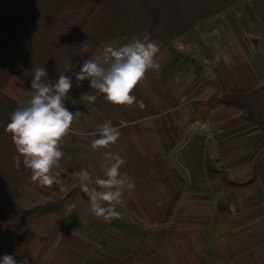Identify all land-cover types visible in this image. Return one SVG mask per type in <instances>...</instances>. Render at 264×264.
Listing matches in <instances>:
<instances>
[{"label": "crops", "instance_id": "obj_1", "mask_svg": "<svg viewBox=\"0 0 264 264\" xmlns=\"http://www.w3.org/2000/svg\"><path fill=\"white\" fill-rule=\"evenodd\" d=\"M133 39L160 48V69L132 93L143 107L114 106L89 80L77 87L73 75L69 98L77 103L65 106L82 116L61 145L65 179L48 187L30 178L19 206L57 202L81 184V170L103 177L108 151L126 161L120 172L135 188L107 220L81 190L34 264H264V130L221 102L264 83V0H239L175 39L143 33L91 57ZM91 91L96 101L81 102ZM107 121L121 135L93 149Z\"/></svg>", "mask_w": 264, "mask_h": 264}, {"label": "trees", "instance_id": "obj_2", "mask_svg": "<svg viewBox=\"0 0 264 264\" xmlns=\"http://www.w3.org/2000/svg\"><path fill=\"white\" fill-rule=\"evenodd\" d=\"M239 0H0V259L12 255L34 264L54 235L80 185L57 202L23 210L19 200L31 178L6 131L14 110L30 99L34 70L44 67L54 81L70 65L73 76L105 43L147 34L175 39ZM241 109L248 123L264 130V83L221 98ZM61 181L65 175H61ZM59 186V184H58Z\"/></svg>", "mask_w": 264, "mask_h": 264}, {"label": "clouds", "instance_id": "obj_3", "mask_svg": "<svg viewBox=\"0 0 264 264\" xmlns=\"http://www.w3.org/2000/svg\"><path fill=\"white\" fill-rule=\"evenodd\" d=\"M159 52L156 42L139 39L119 47L107 46L102 50V55L82 62L80 71L74 74L76 86L80 87L81 82L89 80L90 88L102 94L108 103L127 107L138 104L142 108L143 102H137L132 93L146 80L148 72L160 69L156 60ZM69 72H72L70 65L51 81L44 79L49 76L47 69L36 68L30 83V99L14 110L6 128L17 152L14 157L17 170L22 158L23 165L31 172L32 180L42 186L62 183L60 162L64 153L61 145L72 131V125L82 116L79 111L73 113L65 106L66 101L77 103L69 98L73 87L72 77L65 74ZM97 94L92 91L82 94L80 101L94 103ZM197 126L206 127L199 123ZM98 132L99 138L92 141V148L97 150L114 145L121 135L111 121L100 125ZM79 134L86 136L84 132ZM104 159L103 177L93 179L90 171L81 170L80 188L89 195L93 214L107 220L120 215L116 207L123 202L125 190H134L135 183L126 174H121L120 168L126 161L120 155L108 151L104 153ZM89 184H95L98 188H90ZM0 264H17V261L12 255H4ZM22 264H28V259L24 258Z\"/></svg>", "mask_w": 264, "mask_h": 264}]
</instances>
